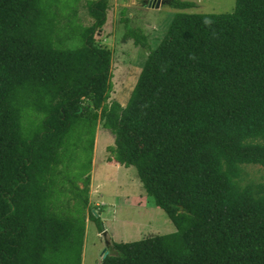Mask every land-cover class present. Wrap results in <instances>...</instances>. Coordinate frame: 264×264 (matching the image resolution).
I'll list each match as a JSON object with an SVG mask.
<instances>
[{
  "label": "trees",
  "instance_id": "obj_1",
  "mask_svg": "<svg viewBox=\"0 0 264 264\" xmlns=\"http://www.w3.org/2000/svg\"><path fill=\"white\" fill-rule=\"evenodd\" d=\"M58 2L0 0V264H81L85 213L51 185L75 127L77 142L93 132L92 152L97 117L114 133L109 159L135 166L176 226L106 240L101 264H264V178L241 179L242 164L264 165V0L223 12L166 0L178 10L153 47L127 25L148 52L125 104L107 101L111 50L94 38L108 0H88L76 46L57 33ZM81 178L70 192L85 207Z\"/></svg>",
  "mask_w": 264,
  "mask_h": 264
},
{
  "label": "rangeland",
  "instance_id": "obj_2",
  "mask_svg": "<svg viewBox=\"0 0 264 264\" xmlns=\"http://www.w3.org/2000/svg\"><path fill=\"white\" fill-rule=\"evenodd\" d=\"M195 1L196 6L187 7L184 10L223 12L233 10L235 5V0ZM147 2L148 0H108L106 20L94 33L95 40L111 50L112 88L107 98L108 102L116 99L121 104L126 103L148 52L147 46L135 43L134 37L127 33V25L138 28L139 32L146 36L148 44L153 47L164 34L174 12L178 10L166 2L159 6H148ZM57 8L59 13L56 29L63 39L62 42L70 46L80 45L82 27L93 20L88 11V0H59ZM68 21H72L71 24ZM66 28L69 29V33L65 31ZM70 32L73 33L72 38L66 36ZM80 129L84 130L81 140L77 142L76 132H79V127H75L71 132V138H67L68 142L62 150V156L65 159L64 182L57 181L55 185H51V189L61 198L62 195L68 194L66 197L69 196L70 199L67 198V200L71 207L67 209L64 203L60 204L65 211L74 214L85 213L81 264H101L106 240L127 241L176 230L175 224L165 210L156 205L153 198L146 193L135 166L129 165L130 172L124 179L122 175H119L116 167L104 165L106 156L110 153L108 146L114 142V133L103 127L100 117L96 120L91 153L89 140L93 137V132L86 130V127ZM89 156H91L90 168ZM61 167L63 168L62 164L59 165V168ZM88 173L90 174L87 191L89 202L84 207L80 203L81 196L79 195L76 199L70 192V188L76 189L78 185L83 186L81 175L85 176ZM131 175H134L139 182L138 193L140 194L136 193L130 184ZM263 178L264 165L242 164L243 182L258 181ZM126 183L129 186L124 185ZM101 185L103 201L100 202L96 197L101 193L99 189ZM123 193L128 196V200H125ZM97 201L99 203H96ZM90 208L99 215L102 226L105 228L100 230L97 221L88 217ZM107 210L111 214L105 213ZM103 230H106L105 234Z\"/></svg>",
  "mask_w": 264,
  "mask_h": 264
},
{
  "label": "crops",
  "instance_id": "obj_3",
  "mask_svg": "<svg viewBox=\"0 0 264 264\" xmlns=\"http://www.w3.org/2000/svg\"><path fill=\"white\" fill-rule=\"evenodd\" d=\"M110 152V151H109ZM111 155V153H109L106 157V160L104 161V165L106 164V165H109V167L111 166V167H116L117 169H118V173H119V175H122V177L125 179L126 177H128L127 175L129 174V172H130V170H129V165L127 166V165H124L123 163H120L119 161H117V160H115L113 157H112V159H109V156ZM121 165V166H120ZM102 167V166H101ZM105 168H107L108 166H104ZM92 172H93V169H92ZM132 173V172H131ZM138 175V174H137ZM139 178V177H138ZM97 182V181H96ZM100 181H98V183H99ZM130 184H132V186H133V190L135 189V191H136V193H138L139 191H140V189H139V182H138V180H137V178L136 177H134V175H131V179H130ZM119 185H121V184H119ZM124 185H128L127 183L126 184H124ZM129 186V185H128ZM135 186V187H134ZM101 188H102V185L101 186H99V189L101 190ZM94 189V188H93ZM131 192H133V191H131ZM138 194H140V193H138ZM123 195H124V198H125V200H128L129 198H128V196H126V194L125 193H123ZM139 197V196H138ZM101 198V199H100ZM128 198V199H127ZM132 199H133V197H131ZM96 199H98V201H100L101 202V200L103 201V199H102V190H101V193H100V195L98 196V197H96ZM100 199V200H99ZM96 202V203H99V202ZM100 207V206H99ZM105 213H107V214H111V212H109V210H107ZM103 228H105L104 226H103ZM106 233V230H103V234H105ZM85 234V233H84ZM105 236V235H104ZM84 238V237H83ZM83 246V245H82ZM105 249V248H104ZM102 256H103V252H102ZM102 259V258H101Z\"/></svg>",
  "mask_w": 264,
  "mask_h": 264
},
{
  "label": "water",
  "instance_id": "obj_4",
  "mask_svg": "<svg viewBox=\"0 0 264 264\" xmlns=\"http://www.w3.org/2000/svg\"><path fill=\"white\" fill-rule=\"evenodd\" d=\"M166 0H148L147 5L148 6H159L160 4L165 3ZM107 253V250H103V256Z\"/></svg>",
  "mask_w": 264,
  "mask_h": 264
}]
</instances>
